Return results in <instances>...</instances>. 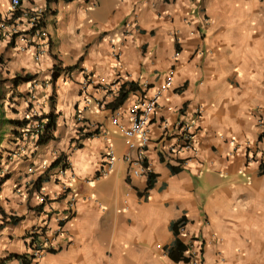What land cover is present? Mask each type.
Returning a JSON list of instances; mask_svg holds the SVG:
<instances>
[{"label":"crops","instance_id":"0c3cea01","mask_svg":"<svg viewBox=\"0 0 264 264\" xmlns=\"http://www.w3.org/2000/svg\"><path fill=\"white\" fill-rule=\"evenodd\" d=\"M11 1L0 0V20ZM35 8L49 33L39 59L0 36V264L32 259L35 236L51 245L28 264H189L190 244L201 264H264V0H21ZM172 73L150 122L148 176L134 178L119 125ZM124 84L136 90L113 110ZM36 110L45 124L57 117L56 140L6 161ZM184 122L196 125L194 152ZM109 147L115 168L100 176ZM60 157L65 175L52 168Z\"/></svg>","mask_w":264,"mask_h":264},{"label":"built area","instance_id":"2783aa9c","mask_svg":"<svg viewBox=\"0 0 264 264\" xmlns=\"http://www.w3.org/2000/svg\"><path fill=\"white\" fill-rule=\"evenodd\" d=\"M89 1V0H87ZM44 11L40 8L33 10H22L21 0H12L9 8L8 16L0 21V36L7 38L11 42H19L20 50L26 52L32 50L34 57L39 59L41 55L48 49L49 33L43 26ZM92 82V78H88L84 85L87 86ZM107 88L108 85L103 84ZM173 85V73L166 79L164 87L158 89L153 95L139 99L130 109L131 126L126 128L119 125L120 129L130 138L129 152L124 156V161L127 165L128 172L134 178L148 176V167L145 166V150L150 143V122L156 109L159 106L163 91ZM147 87V86H146ZM87 88V87H86ZM35 99V96H32ZM197 116L200 117L201 110L198 109ZM34 120H28L26 125L19 128V135L16 138L19 141L17 148L12 150L6 161L21 159L24 157L27 145L33 146L32 149L38 147V141L45 130V122L41 120L39 112L36 110L33 113ZM117 125V120H114ZM182 140L184 149L195 151L196 125L194 122L181 123ZM139 140V142H137ZM134 153V155H133ZM4 160V163H5ZM250 161H254L255 157H249ZM116 154L112 147H109L106 156V166L102 169L100 176H107L115 168ZM61 173L65 175V171L69 168L67 161L61 163ZM60 165V166H61ZM2 175L8 173L6 164L2 165ZM64 196H69L70 191L67 186L63 189ZM45 201V200H44ZM76 197L69 196V211L74 213L76 210ZM2 213L0 212V220ZM49 221V219L47 218ZM59 221V227L56 233L62 231L63 220ZM51 245L49 239L44 236L41 240L35 243L33 255L40 258L46 252V248ZM190 256L189 264H201L199 259V251L194 247V244L189 246Z\"/></svg>","mask_w":264,"mask_h":264},{"label":"trees","instance_id":"16d2710c","mask_svg":"<svg viewBox=\"0 0 264 264\" xmlns=\"http://www.w3.org/2000/svg\"><path fill=\"white\" fill-rule=\"evenodd\" d=\"M59 1H61V0H46L48 5L51 3H54V2L57 3ZM62 1L66 2V3H70L73 0H62ZM33 79H34L33 76L26 75V76L16 77L14 79V81L16 82V84H18L19 82H30ZM134 90H136V87H134V84H130L128 86H127V84L122 85L118 96L112 102L108 103L107 106L112 108L113 110L119 109L127 101L130 92H132ZM26 123H27V121L19 122L18 123L19 128L24 127L26 125ZM56 128H57V117L52 115L46 121L45 130H44V133L41 135V137L38 141V145L44 146V145L48 144L49 142L56 140V137H55ZM15 134H16L15 136H18L19 131H17ZM91 135H93V134L89 133L86 136L89 137ZM62 160L63 159L61 157L59 159H57L52 164V168H56V167L60 166L62 163ZM145 166L147 167L146 162H145ZM172 171L174 173L177 172V170L174 168L172 169ZM152 179H153V175L149 174V179H148L149 188L152 186ZM11 221L13 223H18L19 220L16 218H12ZM184 226H185V220L184 219H182L181 221L176 222L172 225V229H174V232L176 234V240H175L174 245L172 247L175 250H169V256L174 258V260H176L177 262L187 261V259L185 257H183V253L186 251V246L181 242V240L179 238H177L179 228L184 227ZM37 241L38 242L40 241L39 237L35 236L34 241H33V245H35V243ZM173 252H175V253H173ZM175 254H176V256H175ZM11 258H15L17 260H20L23 264H28L30 262V260H33L35 257L33 255L32 259L28 260L27 256L14 255V256H11Z\"/></svg>","mask_w":264,"mask_h":264},{"label":"clouds","instance_id":"9594fccd","mask_svg":"<svg viewBox=\"0 0 264 264\" xmlns=\"http://www.w3.org/2000/svg\"><path fill=\"white\" fill-rule=\"evenodd\" d=\"M1 21V20H0ZM41 120H44V119H42V118H40ZM19 129V128H18Z\"/></svg>","mask_w":264,"mask_h":264}]
</instances>
